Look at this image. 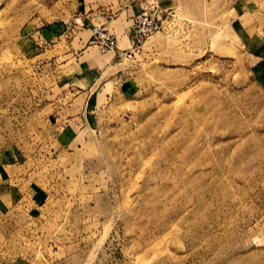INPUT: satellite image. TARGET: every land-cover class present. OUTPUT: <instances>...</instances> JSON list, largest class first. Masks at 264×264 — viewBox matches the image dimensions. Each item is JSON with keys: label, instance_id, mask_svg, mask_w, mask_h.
<instances>
[{"label": "rangeland", "instance_id": "obj_1", "mask_svg": "<svg viewBox=\"0 0 264 264\" xmlns=\"http://www.w3.org/2000/svg\"><path fill=\"white\" fill-rule=\"evenodd\" d=\"M236 1L173 0L72 89L20 49L74 0H0V264H264V59Z\"/></svg>", "mask_w": 264, "mask_h": 264}, {"label": "crops", "instance_id": "obj_2", "mask_svg": "<svg viewBox=\"0 0 264 264\" xmlns=\"http://www.w3.org/2000/svg\"><path fill=\"white\" fill-rule=\"evenodd\" d=\"M173 0H159L162 16L171 9ZM67 18H60L49 25L34 26V30L23 36L21 53L29 58H50L54 63V73L64 75L75 88L90 87L95 75L117 56L116 51L99 53L91 45V26L96 23L107 24L117 38V47L125 50L129 47L128 30L133 17L141 7L140 0H74ZM236 11L239 18H246V25H241L248 35V41L257 33V43L264 59V0H237ZM75 17L84 20V27L67 30L66 21ZM254 33V34H253ZM68 34V35H67ZM255 42V40H253ZM83 82L80 84L78 82Z\"/></svg>", "mask_w": 264, "mask_h": 264}, {"label": "built area", "instance_id": "obj_3", "mask_svg": "<svg viewBox=\"0 0 264 264\" xmlns=\"http://www.w3.org/2000/svg\"><path fill=\"white\" fill-rule=\"evenodd\" d=\"M141 7L133 17L128 30V49L117 47V38L109 30L107 24H93L91 30V43H94L101 52L116 51L119 57H131L141 44L151 34L158 32L162 27V10L157 0H140ZM67 30L84 27V20L75 17L73 21H66Z\"/></svg>", "mask_w": 264, "mask_h": 264}]
</instances>
